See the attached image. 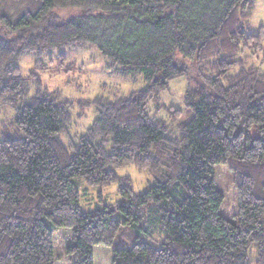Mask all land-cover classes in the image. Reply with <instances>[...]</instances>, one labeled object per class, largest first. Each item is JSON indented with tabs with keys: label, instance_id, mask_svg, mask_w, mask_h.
Wrapping results in <instances>:
<instances>
[{
	"label": "trees",
	"instance_id": "obj_1",
	"mask_svg": "<svg viewBox=\"0 0 264 264\" xmlns=\"http://www.w3.org/2000/svg\"><path fill=\"white\" fill-rule=\"evenodd\" d=\"M260 1L0 0V101L22 133L0 141V264H58L64 232L69 264H96L97 246L112 264H252L254 244L264 264V27L247 32ZM90 43L147 87L89 101L96 119L67 146L73 104L40 80L31 95L19 63ZM185 76L192 117L152 112ZM217 165L234 175V221L220 212ZM128 166L153 178L145 193L118 175ZM79 181L117 184L122 200L83 212ZM123 226L136 233L130 248L116 246Z\"/></svg>",
	"mask_w": 264,
	"mask_h": 264
},
{
	"label": "rangeland",
	"instance_id": "obj_2",
	"mask_svg": "<svg viewBox=\"0 0 264 264\" xmlns=\"http://www.w3.org/2000/svg\"><path fill=\"white\" fill-rule=\"evenodd\" d=\"M65 14H63L64 16ZM260 27H264V0H261L251 19L247 32L256 34ZM110 63L101 55L94 44L75 46L71 48L54 49L42 55L28 53L19 63L22 74L30 84V94L36 92L35 81L40 80L43 89L58 92L59 99L67 100L73 104L72 123L70 136H63V142L68 146L69 137L84 134L96 119V112L87 103L98 96H123L132 92L143 90L147 87L143 75H123L110 67ZM189 87L187 76L173 80L167 91L162 92L150 104L154 112L157 107H174L183 111V120L192 117L193 112L187 106L185 95ZM165 116V111L161 112ZM16 111L0 101V141L3 139H17L22 136L15 125ZM251 136L259 137L256 129L251 131ZM216 180L219 191L225 196L221 208V215L234 221L238 212L237 190L234 184V175L225 165L216 166ZM121 177L128 176L132 179L135 194L145 193L153 184V178L145 172L138 171L134 166L118 170ZM80 193V206L83 212H91L106 207L114 208L122 200L118 192V185L109 187H91L85 182H78ZM61 231H66L62 229ZM70 233L64 232L56 236V251L59 256L58 264H69L64 257V250L70 242ZM136 233L130 227L123 226L116 246L130 248L135 242ZM96 264H112L111 249L103 246L94 248ZM257 246L254 244L249 251V259L255 264Z\"/></svg>",
	"mask_w": 264,
	"mask_h": 264
}]
</instances>
